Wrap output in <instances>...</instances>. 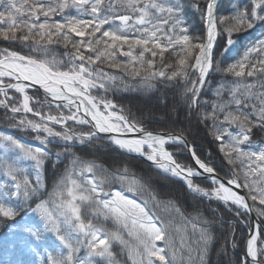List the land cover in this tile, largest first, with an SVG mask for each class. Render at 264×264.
Segmentation results:
<instances>
[{
  "label": "snow or ice",
  "instance_id": "obj_1",
  "mask_svg": "<svg viewBox=\"0 0 264 264\" xmlns=\"http://www.w3.org/2000/svg\"><path fill=\"white\" fill-rule=\"evenodd\" d=\"M216 6L217 0H206L201 12L206 22V37L200 39L189 34L181 0H57L56 3L50 0H0V37L4 40L31 42L29 46L35 45L45 54L44 58H37L7 49L0 53V93L5 97L0 99V106L10 107L8 89L22 94V103L11 106L10 111L34 113L40 117V122L22 119L18 126L46 134L38 136L41 145L51 143L52 139L63 141L65 147L75 142L90 143L97 139L98 133H143L137 139H110L119 149L146 155L165 173L183 177L192 193L208 200L214 199L225 206L234 205L246 213L251 212L255 202L264 205V144L254 145L252 142L254 127L258 126L259 130L264 131V41L247 49L241 60L224 69L225 75L236 79L220 84L215 91L217 99L212 102V111L203 116V119L213 121L215 139L221 142L220 151L224 153L228 164L239 162L240 170L233 168L230 178H220L214 167L197 157L194 149H190L199 169L209 174L213 186L211 189L194 185L192 177L201 173L179 164L165 148L168 143L189 147L182 136L146 132L143 127L129 123L123 115L111 111L105 114L100 110L101 104L105 109H113L116 105L105 99L97 102L90 95L91 89L107 91L108 86L122 79L98 67L106 62L109 68L140 77L148 87L153 86L150 83L152 80L182 79L186 83L189 111L197 108L205 79L213 70V48L217 37L221 33L227 35L223 49V53H227L234 44L231 38L233 32L252 28L257 21H264V0H252L251 11L237 10L230 16L219 18L215 15ZM69 7L82 11L91 19L72 16L49 23L52 15L62 13ZM190 7L201 11L198 3ZM41 16L45 18L44 22L37 23ZM105 25L108 27L105 28ZM129 29L135 30L131 36ZM71 34L80 39L73 42ZM59 40L65 42V47L71 44L74 49L70 55V66L66 69L62 67L63 61L46 58L47 46ZM124 45L128 46L127 50ZM137 48L140 51L134 54ZM170 50L176 58L175 67L172 63H164V55ZM118 54L128 59L118 61ZM146 54L150 55L146 58ZM157 60L159 68L156 67ZM190 60L194 62L189 63ZM169 69L172 71L169 72ZM189 69L198 73L197 80H190ZM4 78H9V83L6 84ZM248 78L253 80L249 81ZM24 82L39 85L54 100H67L68 105L75 107V111L70 110L69 115L57 117L45 116L34 110L30 106L33 98L27 93L29 85ZM225 92L228 93L227 100L223 99ZM68 105L57 104L56 107ZM81 107L83 115L80 114ZM86 116H91L94 131L77 134L67 129L69 120L80 125L90 123L85 119ZM48 122L63 124L66 130L55 131ZM0 140L3 141L4 151L12 152L15 157L3 163L5 175L12 184H4V191L0 192V197H3L0 199V221H12L7 225V230L23 248L35 255H39V250L43 249V264H117L113 244L126 246V242L119 231L106 232L93 224V219L101 217L105 220L114 219L128 230V235L135 237L137 245L131 249L135 256L134 264H173L176 253L169 235L170 225L152 214L146 203L142 205L130 200L120 191L114 194L106 192V178L95 175L97 169L105 170L102 166L85 163L79 157H74L73 167L55 183L49 198L40 199L41 181L39 178L35 184L29 181L22 165L30 161L40 169L47 158L55 156L59 160L61 153L33 147L8 135L0 134ZM241 172L243 180L240 178ZM85 173L92 174L91 178H78L84 177ZM233 186L247 189L248 199L253 205L250 206L244 195L233 190ZM10 188L14 191H10ZM12 196L18 200L22 198L25 203L35 197V207H29L31 213L39 218V223L27 213L17 220L22 206H9L6 201ZM172 210L187 219L179 207L172 205ZM256 212L258 216L264 217V208H256ZM86 215L88 219H85ZM236 215H239V211ZM194 219L199 220L200 216ZM203 224L204 227L196 223L191 226L196 239L192 241L195 247L189 249V264H195L192 252L196 253V259L202 264L213 242L209 221L204 220ZM158 241H162L164 246H158ZM181 243L183 246V241ZM231 246L236 247L234 241ZM81 249L85 250L83 257L79 255ZM239 264H264V238H261L259 226L255 234L247 239L245 256Z\"/></svg>",
  "mask_w": 264,
  "mask_h": 264
},
{
  "label": "trees",
  "instance_id": "obj_2",
  "mask_svg": "<svg viewBox=\"0 0 264 264\" xmlns=\"http://www.w3.org/2000/svg\"><path fill=\"white\" fill-rule=\"evenodd\" d=\"M50 2L56 3L57 0ZM181 3L185 7L184 18L189 34L204 39L206 37V22L202 19L201 12L205 8L206 0H181ZM193 3H198L201 11L192 9L190 5ZM251 8L252 0H222L216 16L218 18L230 16L237 10L248 9L251 11ZM120 14L124 13L121 12ZM72 16L91 19L89 15L82 11L69 7L62 13L57 12L52 15L49 18V23L62 21L64 18ZM44 20L45 18L41 16L40 21H37V23H42ZM107 27L105 25V28ZM134 32V29L128 30L130 36ZM19 34L18 32L17 35ZM231 38L234 44L230 46L227 53H223L227 43V35L221 33L217 37L213 51V70L209 72L205 79L200 92L198 107L191 111H189L186 104V83L182 79L177 78L174 81L152 80L150 83L153 86L148 87L140 77H133L114 68H109L106 62L99 64L98 67L122 79H118L115 84L108 86L107 91L93 88L91 89L92 94L98 99L114 101L129 119L147 130L155 132L170 131L184 136L195 148V153L201 160L214 167L220 176L230 178V170L235 168L239 171L241 165L239 162L235 165L228 164L224 153L220 151L221 142L215 139L213 121L211 119L205 120L203 116L212 111V102L217 99L215 91L220 84L236 79L231 75H225L224 69L241 60L247 49L263 41L264 21H257L252 28H243L238 32H233ZM71 39L75 42L80 38L76 37L75 34H71ZM30 44L31 42L4 40L0 37V53L7 49L8 51H16L21 55L44 58V52L35 45L29 46ZM127 48L128 46L124 45V49L127 50ZM139 51V48L135 49L134 54ZM73 53L74 49L71 44L65 47V42L59 40L47 46L46 58L63 61L62 67L66 69L70 66V55ZM149 55L146 54V58ZM127 59V57L120 54L116 56L118 61H126ZM193 62L192 60L189 61V63ZM73 63H78V61ZM164 63H172L174 67L176 66V58L171 50L165 53ZM156 67H160L159 60H157ZM168 71L170 72L172 69ZM189 78L190 80H197L198 73L189 69ZM248 80L252 81L253 78H248ZM228 98V93L225 92L223 99L227 100ZM22 119L40 122L32 116L11 113L8 108L0 106V134L12 136L33 147H44L50 152L61 153L59 160L55 156L47 158L40 169H37L30 161H26L22 165L29 181L33 184H35L37 178L41 181L42 194L40 199L49 198V194L54 191L55 183L64 176L69 168L73 167V158L79 157L85 163H95L105 169L104 171L97 169L95 175L106 178L107 182L104 185L106 192L114 194L120 191L130 200H135L142 205L146 203L152 214L170 225L169 235L172 240L174 231H180L187 249L195 247L192 243L196 239L191 229L192 224L196 223L204 227L203 221H209V230L214 239L202 264H239V261L244 258L248 236L246 227L250 226V219L246 213L239 212V215H236L238 211L236 208L229 205L225 206L214 199L208 200L192 193L182 181L163 174L143 159L122 152L102 138H97L90 143L75 142L67 147H65L63 141L57 139H52L51 143L41 145L38 136L43 137L46 134L37 133L26 126H18L19 121ZM49 127L55 131L65 130L53 125H49ZM69 127L80 132L91 131L87 127L76 126L72 123L69 124ZM252 142L254 145L264 144V131L259 130L258 126L253 128ZM2 145L3 141L0 140V192L4 191V184L7 183L9 186L12 184L11 179L5 175L3 163L8 159L15 158L12 152L4 151ZM168 149L173 151L179 163L185 166H193L184 146L169 145ZM77 171H79L78 168ZM37 173H39L38 177ZM91 176L92 174L85 173L84 177L78 178L86 180ZM240 178L243 180V172L240 173ZM193 183L205 189L213 187L210 182L199 178L193 179ZM130 188L132 190H129ZM10 191H14V189L10 188ZM0 199H3V197H0ZM35 200L36 198L33 197L32 200L25 203L22 198L18 200L15 196H12L6 203L12 207H16L18 204L22 206V210L16 217L17 220H20L27 213L33 221L39 223V218L31 213L29 207V205L35 207L33 202ZM172 205L179 207L183 217L187 219L176 214L172 210ZM254 208L256 211V208H264V205H260L257 201ZM197 215L200 216L199 220L194 219ZM88 218L86 215L85 219ZM260 219L264 224V217H260ZM92 222L106 232L119 231L122 235H126L124 228L112 218L105 220L101 217L93 219ZM11 223L12 221H0V264H43L41 257L45 255L44 250L40 249L39 255H35L27 248H23L16 237L7 230V225ZM261 238H264L262 233ZM233 241L236 244L235 248L231 246ZM159 243L164 246L162 241H159ZM48 251H52V249H48ZM113 251L116 253L117 264H132L129 251L125 246L114 243ZM84 254L85 250L81 249L79 255L83 257ZM184 255L189 258L190 252L185 251ZM191 255L195 264H200V261L196 259V253L193 252ZM100 264H103V262H100ZM173 264L175 263L173 262Z\"/></svg>",
  "mask_w": 264,
  "mask_h": 264
},
{
  "label": "rangeland",
  "instance_id": "obj_3",
  "mask_svg": "<svg viewBox=\"0 0 264 264\" xmlns=\"http://www.w3.org/2000/svg\"><path fill=\"white\" fill-rule=\"evenodd\" d=\"M50 1H54V0H50ZM117 11H120V10L117 9ZM263 41H264V39H263ZM4 82L5 83H9V79L8 78H4ZM27 93H28V95L30 97L33 98L30 101V106L33 107L34 110L42 112V114L45 115V116L53 115V116L59 117L61 115L64 116V114L65 115H69L70 114V110L74 111L73 108H69V110H66L65 107L57 108L56 105L54 104V102L52 101V99H50L49 97H47L46 95H44L41 92H37L35 90H28ZM8 96L11 98L9 100L10 107L11 106H19V104L22 103V99H23L22 94L17 93L15 90H9L8 91ZM4 98H5L4 95L2 93H0V99H4ZM103 109H105V108L103 107ZM65 110L68 113H66ZM70 122L71 121H67V123H70ZM61 125H63V124H61ZM63 126H65V125H63ZM69 129H72V128H69ZM85 133H87V132H85ZM124 230H125L126 235H122V234L121 235L123 236V238H124V240L126 242V246L125 247L129 251V255H130V259L132 261V264H134L135 256L132 253L131 249L134 248L137 245V241H136L134 236L128 235V230L127 229H124ZM172 241H173L172 247L174 248L175 253H176V258H175V260L173 262L175 264H189V258L185 257L184 252L185 251L189 252L190 248L187 249V246L185 245V242L183 240V237H182V234H181L180 231H178V230L174 231L173 240ZM182 241H183V246H182V243H181ZM157 244H158V246H162V244H160L159 241L157 242ZM157 264H160V262H157Z\"/></svg>",
  "mask_w": 264,
  "mask_h": 264
},
{
  "label": "water",
  "instance_id": "obj_4",
  "mask_svg": "<svg viewBox=\"0 0 264 264\" xmlns=\"http://www.w3.org/2000/svg\"><path fill=\"white\" fill-rule=\"evenodd\" d=\"M33 87L36 89V90H38V91H40V92H43V90H42V88L39 86V85H36V84H33ZM44 93V92H43ZM47 95V94H46ZM90 95L92 96V97H95L92 93H91V91H90ZM49 98H51V96H49V95H47ZM52 99V98H51ZM95 99H96V101L97 102H99L100 100L99 99H97L96 97H95ZM113 103V102H112ZM114 105H116L115 103H113ZM102 105V104H101ZM103 106V105H102ZM104 107V106H103ZM117 110H120L117 106L115 107ZM28 114H30V115H32V116H34V117H37V118H39L40 119V117L39 116H36V115H34V113H28ZM121 115H123V116H125L126 117V119L129 121V123H132V124H135L133 121H131L126 115H124L123 113H120ZM88 117L89 116H86L85 118L88 120ZM48 123H51V124H54V123H52V122H48ZM137 125V124H136ZM59 126H61V125H59ZM87 126L88 127H90L93 131L95 130L94 128H93V124H90V123H88L87 124ZM147 132H151V131H147ZM152 133H154V134H164V135H167V134H172V135H177V136H181V135H179V134H177V133H174V132H169V131H161V132H152ZM98 136H106L108 139H109V141L111 142V137H115L112 133H98V135H97V137ZM183 137V136H182ZM184 139H185V137H183ZM186 140V139H185ZM186 142H187V144H188V146L189 147H185L186 149H187V151H188V153H189V155H190V157H191V159H192V161H193V169L194 170H197V171H199L200 173H202L203 172V170L202 169H199V166L195 163V160H194V158H193V156H192V153H191V151H190V149H194L193 148V146L186 140ZM112 143V142H111ZM113 144V146L114 147H116V148H118V146H116L114 143H112ZM119 149V148H118ZM119 150H121L122 152H124V153H126V154H128V155H130V156H132V157H136V158H139V159H143L144 161H146L147 163H149L150 165H152L154 168H156L157 170H159V171H161L162 173H164V174H166V175H168V176H170V177H172V178H174V179H178V180H181V181H183V179L182 178H180V177H174V176H172L171 174H169V173H165L163 170H161V169H159L152 161H149L147 158H146V155H142V154H139V153H129V152H127L126 150H122V149H119ZM216 174L220 177V178H223V177H221L217 172H216ZM209 175V174H208ZM193 178H202V179H205V180H209L207 177H205V175H203V174H201V175H199V176H196V177H193ZM223 179H225V178H223ZM184 182V181H183ZM185 183V182H184ZM233 188L237 191V192H239V194H241V195H244L245 197H246V199L248 200V203H249V205L250 206H252L253 204H252V202H251V200L250 199H248V195H247V192H246V190L244 189V188H240V189H236L234 186H233ZM234 206V205H233ZM234 207H236V206H234ZM237 208V207H236ZM238 209V208H237ZM239 211H241V212H245L244 211V209H242V208H239L238 209ZM246 213V212H245ZM248 215H249V217H250V219H251V227L248 229V238H249V236L250 235H252V234H255V232H256V230H257V226H259V228H260V231H262L263 232V234H264V225H263V223H262V221L260 220V218H259V216L257 215V213L255 212V210H254V208H253V210L251 211V212H248L247 213ZM247 238V239H248Z\"/></svg>",
  "mask_w": 264,
  "mask_h": 264
},
{
  "label": "bare ground",
  "instance_id": "obj_5",
  "mask_svg": "<svg viewBox=\"0 0 264 264\" xmlns=\"http://www.w3.org/2000/svg\"><path fill=\"white\" fill-rule=\"evenodd\" d=\"M9 79V78H8ZM12 82H15V81H12ZM24 83H26V84H28L29 85V87L27 88V91L29 90V89H33V84L31 83V82H24ZM8 90H14V89H8ZM43 90V89H42ZM43 92H44V90H43ZM45 93V92H44ZM46 94V93H45ZM48 95V94H47ZM50 96V95H49ZM73 99H75L74 97H73ZM53 102H54V104L55 105H57V104H60V105H68V101L67 100H62V99H53ZM77 103H79V101H77ZM65 108H67V109H69V108H73L74 109V111H75V107L73 106V105H68L67 107H65ZM100 110L102 111V112H104L105 114H107L109 111H111V112H116L118 115H121L118 111H116V109L115 108H113V109H103V106L102 105H100ZM81 115H83V107H81V113H80ZM88 120L90 121V124H94V122H91V116H89L88 117ZM147 132V131H146ZM116 138H121V139H137V138H140V137H142V135H143V133H140V132H124V133H112ZM165 148L167 149V144L165 145ZM168 150V149H167ZM147 151V150H146ZM174 158V157H173ZM162 170V169H161ZM201 174H203V175H205V177H207V178H209V175L207 174V173H201ZM180 178H182L183 179V177H180ZM192 179H193V177H192ZM183 181H185L184 179H183ZM233 190H235L234 188H233ZM236 191V190H235Z\"/></svg>",
  "mask_w": 264,
  "mask_h": 264
}]
</instances>
